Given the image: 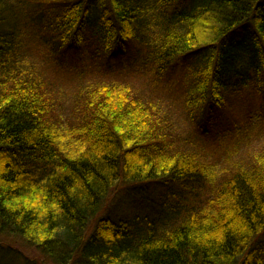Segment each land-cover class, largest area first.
Wrapping results in <instances>:
<instances>
[{
    "label": "trees",
    "instance_id": "1",
    "mask_svg": "<svg viewBox=\"0 0 264 264\" xmlns=\"http://www.w3.org/2000/svg\"><path fill=\"white\" fill-rule=\"evenodd\" d=\"M88 1L0 0V234L53 264H264V151L214 182L193 157L208 147L201 138L175 151L133 83L100 79L82 84L58 131L46 77L23 68L19 32L25 21L49 59L75 52L103 77L113 64L118 79L181 78L183 108L203 103L211 120L226 96L264 85V0H100L99 20ZM59 3L69 9L62 25L49 19ZM72 24L77 41L60 38ZM68 64L50 68L53 86L86 70ZM119 188L139 211L116 219L103 206ZM0 264H17L2 242Z\"/></svg>",
    "mask_w": 264,
    "mask_h": 264
},
{
    "label": "rangeland",
    "instance_id": "2",
    "mask_svg": "<svg viewBox=\"0 0 264 264\" xmlns=\"http://www.w3.org/2000/svg\"><path fill=\"white\" fill-rule=\"evenodd\" d=\"M95 8L98 12V20L102 19L100 9L106 10L105 7L100 3V0H89L86 6L88 12L92 14ZM50 9L51 17L49 19L54 24L62 25L64 13L69 11L67 5L63 3L50 5ZM29 10H32V8L27 7L26 11ZM80 10L81 7L77 16L73 14L78 24L80 23L79 16L84 15ZM34 21L37 22L38 18ZM19 32L21 36H24L22 44L26 47L25 50L20 52L24 55L23 68L37 71V74L43 73L46 77V84L41 86L46 89L50 102H54L59 113L60 120L56 119V122H54L58 131L66 128V118L70 115L71 107L73 109L75 107L77 92L82 84L88 85V83H94L100 79L108 83L120 81L119 83H123L120 86L133 83L138 88V92L141 94L139 95L152 108L150 110L154 114L150 116L151 119H160L166 127L163 137L166 135L171 139L173 138L172 143L175 151L191 152V150L199 147L198 138L195 135L201 138L208 147H201L202 153H194L193 157L197 159V162L199 161L198 163L205 164L203 168L207 169V178H212L214 182L218 179L224 181L231 173V168L246 167L248 165L246 162L250 161L252 156L261 154L264 151V85L262 84L260 87H257V85L254 89L226 96L225 104L221 108L214 109L211 120L210 118L204 119L205 106L203 103H197L186 110L183 108L182 101L178 98L179 93L183 91L185 86V82L181 78L173 83L166 79L151 80L149 75L140 72L137 75L129 73L126 76L124 75L122 79H118L121 76L113 75L115 73L113 69H116L113 64L107 65L105 70L108 77H103V71L96 70L94 66L87 67V62L80 64L78 55L75 52L64 54L60 62H54L52 58L49 59L46 56L50 55L46 45H42L38 40L34 43L28 41L32 37L27 35L31 32V28L25 24V21L19 27ZM73 33L74 24L62 30L59 37L67 38ZM75 38L76 34L72 35L73 41H77ZM125 47L129 54V45L126 44ZM127 53L123 56H126ZM68 63H73L78 68H85L86 70L77 75V69L75 68L73 73L70 72L69 74L72 75L71 82L62 80L63 82L59 81L57 85L53 86L52 81L55 74L50 72V68L57 66L69 67ZM185 63L182 60L177 67L183 66ZM262 82L263 79L260 83ZM58 85H60V88ZM142 87H145L146 95H142L145 92ZM247 87H250V84ZM262 87L263 92L259 93L258 91ZM171 89L172 91H170ZM129 99L139 105H144L143 102L135 101L132 97H129ZM131 120L133 121H128V123L132 129L135 127V121L139 119L133 117ZM240 122L249 125L246 132L242 129L243 126L240 127ZM132 151L127 153L126 159L132 156L130 155ZM259 167L263 169L261 163H259ZM128 196H130L129 193L124 189L119 188L113 192L109 202H106L103 206L105 210L103 213L117 219L138 212V209H128L129 201L126 202L130 199ZM205 201L206 197L201 196V198L199 197L194 201V204L203 206ZM0 242L4 244V247L13 248L16 252L17 264H53L49 258L36 254L33 249L24 246L15 237L0 234Z\"/></svg>",
    "mask_w": 264,
    "mask_h": 264
},
{
    "label": "bare ground",
    "instance_id": "3",
    "mask_svg": "<svg viewBox=\"0 0 264 264\" xmlns=\"http://www.w3.org/2000/svg\"><path fill=\"white\" fill-rule=\"evenodd\" d=\"M110 197H111V195H110ZM110 197H109V199H110ZM129 198H130V196H128ZM128 201H130V199L129 200H127L126 202H128ZM105 204H106V202H104Z\"/></svg>",
    "mask_w": 264,
    "mask_h": 264
}]
</instances>
